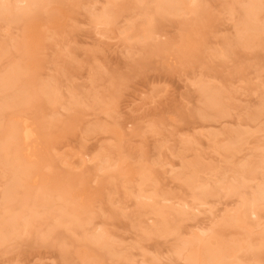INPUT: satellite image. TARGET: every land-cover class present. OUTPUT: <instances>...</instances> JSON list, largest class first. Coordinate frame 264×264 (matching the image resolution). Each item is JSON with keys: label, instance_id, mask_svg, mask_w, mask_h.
Instances as JSON below:
<instances>
[{"label": "rangeland", "instance_id": "374dc122", "mask_svg": "<svg viewBox=\"0 0 264 264\" xmlns=\"http://www.w3.org/2000/svg\"><path fill=\"white\" fill-rule=\"evenodd\" d=\"M9 1L12 8L17 0ZM242 1L196 0L192 4L188 0L181 11L167 13L158 8L160 0H47L20 20L0 15V77L16 65L23 66L22 90L29 97L39 94L37 101L6 106L19 88L0 92V142L20 119L31 120L37 132L29 153L21 147L22 163L32 169L31 175L21 179L9 205L1 196L11 172L0 164V220L29 211L43 184L52 195L50 207L33 208L36 213L25 220L30 225L21 226L0 245V264H199L205 243L213 248L218 240L223 245L229 240L226 245L239 244L238 240L243 244L247 229L258 237L259 229L251 228L248 216L240 227L219 224L223 216L237 212L233 208L240 206L241 198L249 199L257 183H264V163L259 165L264 154V111L260 109L264 35H254L248 44L237 40ZM113 6L118 17L94 27L91 14ZM195 6L205 16L192 13ZM203 84L220 90L227 116L209 120L199 116ZM41 88H54L56 102L47 100ZM256 112L263 116L251 118ZM231 131L241 134L238 150L226 152L235 141ZM82 153L91 160L84 165L79 162ZM101 155L114 164L124 163L131 171L126 177L118 176V165L107 169ZM195 161L205 164H201L199 183L206 181L213 194L198 209L200 190L193 188L199 183L192 185L188 172V178L176 176L184 164ZM241 164L256 167L249 182H240L242 188L233 182ZM141 165L148 167L144 174L157 180L148 178L146 193L157 190L170 199L163 207L153 202L139 206L135 196L141 180L136 171ZM168 165H173V173L167 172ZM130 178L136 181L129 182ZM55 179L62 185L73 180L65 188L70 193L65 202L51 191ZM153 198L156 203L160 200ZM186 203L199 214L183 208ZM63 204L80 214L89 212L90 218L82 219L80 225L58 224ZM158 210L165 211L173 230L147 235L149 218L161 219L151 214ZM200 227L218 229L223 235L200 241L202 237L196 235ZM95 229L111 236L105 242L110 246L92 245L88 238ZM248 253L244 249L232 252L226 264H264V256L253 263ZM190 256H195L194 263Z\"/></svg>", "mask_w": 264, "mask_h": 264}, {"label": "bare ground", "instance_id": "6f19581e", "mask_svg": "<svg viewBox=\"0 0 264 264\" xmlns=\"http://www.w3.org/2000/svg\"><path fill=\"white\" fill-rule=\"evenodd\" d=\"M46 1L47 0H17L15 6L10 8V1L9 0H0V15H2V16L10 15L13 19L20 20L23 17L27 16L33 9H35V8L41 6L42 4H44ZM187 1L186 0H160V2L158 3V8L161 11H163V12L165 11L167 13H176V12H179V11L182 10L181 8L186 5ZM191 3L195 4L196 0H192ZM241 6L242 7L240 8V11H239L240 12V24H239L237 40H239V41L243 40V42L245 41L246 44H248L249 41L251 40V38L254 35H256V34L257 35H259V34H263L264 35V19L261 17V12L264 10L263 9L264 4L262 3L261 0H245L244 2L242 1V5ZM117 12L118 11H116L114 9V6H113L112 9H109V7H108V8H105V9L103 8L102 11L97 13V14L92 13L91 15H93L92 17H94V20H95L94 21V25H95L94 27H96L98 29V28H100L98 26H101L102 24L105 25V23H107V25H108V23H111L116 16L118 17L119 12L118 13ZM191 12L192 13H197L198 16L199 15H204L205 16V14L203 12L201 13L200 11H197L196 6L193 7ZM251 43H252V41H251ZM23 71H24L23 66L16 65L13 68L5 71L4 74L0 77V92H4V91H7V90L12 89V88H17V87L19 88L18 89V93H16V95H14L11 98V102L6 104V106H8V105L12 106V105H17V104L19 105V104L23 103L24 101L25 102H29V101L31 102V100H35V101L38 100V97H39L38 95L39 94L31 93V97H29L28 93L25 94L24 91L22 90V85L23 84H22L21 81H22ZM32 81H34V79H32L31 82ZM19 84H20V86H19ZM261 86H262V88H264V84H262ZM48 87H50V86H48ZM45 88H46V86H45ZM216 90H213V88H211L209 86H206V84H203V85H201L199 87V92H200V94H201V96L203 98L202 100H204V102L202 101L204 103L203 104V109L201 110V113H199V116L201 118L204 117L203 119H208L209 120V117H213V119L214 118L215 119H222L225 116H227L228 107L223 102L224 98H223L222 93L220 92V90H217V91ZM53 91H55L54 88L51 89V91H47L45 89H42V91L41 92L39 91V92L41 94H43V95H46L48 97L47 100H51V102L54 103L56 101H55V95L53 94ZM262 100L263 101L260 103L261 104V108L260 109H262L264 111V99H262ZM262 110L257 111V112L259 113ZM257 112H256V114H257ZM256 114L255 113L252 114L253 116H251V118L257 119V118L260 117V115H261V117L263 116V112H262V114H259V115L257 114L258 117L255 116ZM251 118H249V119H251ZM20 120H22V119H20ZM20 120H19L18 124H15V125L9 127L5 131V133H4L5 136H4L3 140L0 142V164H5V165L9 166L10 172H11L10 181L5 186V188H4L3 192H2V196H1L2 197V202L5 205H9L12 202L13 197L15 195V191L19 187V183H20L21 179L22 178H28V176L31 175L30 173H31V170H32V169L29 170V168L24 166L23 163H22V158H21V155H22L21 154V150L22 149H21V147L23 146L24 149L26 148V150H24V151H27V153H29L28 151H29L30 146H31L30 144H31L32 140L36 139V135H37L36 133L37 132H35V124L33 122H31V120H29V119L26 120L25 118L22 121H20ZM254 121H252V122H254ZM231 132H232V135H233L236 131L235 132L231 131ZM235 134L233 136L230 134L233 138L235 137V141H233L230 145L226 144L228 146L227 149L225 148L226 145L225 146L223 145L224 146L223 148H225L226 152L229 151V150L237 149V145L239 144V141H240V140H238V138H240L241 134H238V133H235ZM244 134L245 133H243V135ZM227 135H228V132H227ZM216 136L214 135V137H216ZM216 140H218V139H216ZM216 143L218 144V141ZM240 144H241V142H240ZM241 146H243V145H241ZM7 155H10L11 157H9V159H8V158H6ZM26 156H29V154H27ZM263 156H264V154H263ZM263 156L261 157L262 160L260 161L259 165H262L261 163H264ZM89 157L90 156H88L87 154L82 153V158H79L80 159L79 160L80 164L84 165L86 162L91 161ZM27 158H29V157H27ZM99 159H100L101 163L106 164V168L107 169L118 165L116 162L114 164L110 159H107L106 155H101V157ZM195 160H198V159H195ZM109 162H111V164H109ZM197 162H199V161L190 162V163L187 162L183 166V171L180 172V174L179 173L176 174V176L179 175L178 177H181L183 175L184 177L188 178V176H185L186 173L188 172L187 175L190 174V177H189L190 179L189 180L191 181L192 185H193V183L197 184V183L201 182L200 181L201 178L199 177L200 175H198V174L201 172V164L202 165H205V164H203V163L200 164V162L199 163H197ZM237 166L238 167H236V168L239 169L237 171V174L239 176H235V179L233 178V182L239 183V184H235L236 185L235 187H237V185H239L242 188V185L240 184V182L241 181L243 182L244 180H245L244 183L245 182H249L247 180V178L250 177L251 175L254 176L253 174L255 172V168L256 167H254V168L252 167L254 169L253 170L252 168H250V166H244V165L242 166V164H241L240 168H239V165H237ZM256 166H258V164ZM102 168L106 169L105 167H101V169ZM124 168H125L124 163H120L117 166V169L119 170L118 171V176L125 175V177H126V175L131 171V168H130V170H126L128 168H125V169ZM145 168L148 170V167H144V165H141V167L138 170V172L136 171V173L138 175V177H137V175H136V177L140 178V180H141L140 184H139L141 187L139 188V190H137V192L138 191L139 192L137 193L135 198L139 200V202H138V204H140L139 206H141V205L142 206H146V204H148L149 202H153V204H158L159 207H161V206L163 207L164 203L166 204L168 201L170 202V199L163 198L161 196V194H158L160 191L156 192L157 190H155L154 193L151 194V195H148L146 193V189H145L146 185H145V183L147 182V180L149 178L148 177L149 175H147V173H145L146 174L145 175L144 172L145 171L149 172V171H147ZM173 168H174L173 165H170L169 166V170L167 172L168 173H173ZM101 169H99V170L101 171ZM189 170H190V172H189ZM116 172H117V170H116ZM152 173H153V171H152ZM152 173H150V174H152ZM234 173L236 174V170H235ZM115 175H116V173H115ZM152 177H153V175H152ZM178 177H177V179H178ZM255 178L252 177L250 180L251 181H253V180L256 181ZM157 179H158V177H157ZM130 180H133V179L130 178L129 182H130ZM149 180L150 181H152V180L155 181L156 178L155 177H154V179L149 178ZM189 180H188L187 183H189ZM72 181L73 180H71V179L66 180L64 182L65 183L64 184L65 187H64V185H62L60 180L58 181L57 179H55L53 181V185L55 187L53 186L54 189L51 190V191H53V194H55L59 199H61L62 201L65 202V201H67V199H69V194H70V193L69 194L67 193L68 189L66 190L65 188H66V186H70L71 184H73ZM133 181H136V180H133ZM133 183H135V182H133ZM186 185H189V184H186ZM155 186H156V184H155ZM196 186L197 187H194L193 189L200 190V197L198 195L199 198L196 199V200L199 201V204H197L195 206L197 208V206H204L205 205L204 200L206 198L210 197V196H213V194H212V188L208 187L206 181L203 182V183H199V185H196ZM245 186H246V184H245ZM254 186H256V185H254ZM53 187H51V188H53ZM190 187H191V184H190ZM235 187L232 186L231 189L232 190L234 189V191L235 190L238 191ZM257 187L258 188L255 187L256 190L254 191V193H252V194L250 193L251 195H250V197H248L249 199L245 198L246 200L245 199L242 200L243 198H241L239 200V202L241 204H239L240 206H238L236 208L237 210L235 208H233L235 211H237L236 213L233 212V213H235L234 215L231 214V216H229L230 217L229 218L228 214H226L225 216H223L225 220L223 218H221L222 220H224L223 223H219V224H223L225 227H227L229 225L231 228H232L233 224H236L235 227H238L239 224L245 223V221L249 218L250 220H252L251 222L253 223V226L255 225L254 227L251 226V228H254L255 231H256V229H259V230H257V232L259 231L257 233L258 237H254L255 234L253 232H251V230L248 231V229H247L246 232H248V233L247 234L244 233V237L247 236V237H245L246 240L244 239L245 245H244V241L242 242L243 244H241L240 240H238V241H239V244H241V245H239L238 242L232 243L230 245H226V243L230 242V240L223 245V241H222V243H220L221 241L219 242V240H218L219 238L216 237L218 235H219V237L220 236L222 237L223 234L221 233V231L223 230V227L218 225V227H219L218 229L219 230L221 229V231H219L218 229L216 230L214 228L216 230L215 231L214 229H210V227L197 228L196 235L198 237L199 236L202 237V239H200V237H199L200 241L205 239V238H208L209 235H210V238L216 237L215 239L218 240L214 248H213V246H211L212 248L210 247V245H212V244H210V245L207 244V246H206V243L204 244V247L202 246L203 248L201 247L202 248L201 251H203V253L202 252H198L200 254L202 253L201 256H200V254H196V255H199L200 256L199 258H201V257L202 258L200 260L197 258V261L199 260L197 263L200 262L199 264H209V263L210 264H221L227 258V256H230L229 254H232V252L234 253L235 251L242 250V249H244V251H246V252H249L248 254L250 255V258H252V260L251 259L250 260L252 262L254 261L253 263H255L257 261L259 262L260 259L262 258V256H264V224L262 225V220L264 219V217H261L258 214L262 204L264 203L263 202L264 201V183L262 185L259 184V186H258V183H257ZM41 189H40L39 193H37L38 195L34 198L35 200L34 201L32 200L33 202H31L32 203V204H30L31 206L28 205L29 211L26 208L27 209V210L25 209L26 211L23 210L24 213L23 212L20 213V214L11 213L7 217H5V218L0 220V245L2 243H4L9 237L16 235L17 231L19 230V228L21 226L22 227H24V226L27 227V226L30 225V224L28 225V222L30 220L28 222H26L25 220L27 218H31V217L34 216V213H36V211L34 212L33 208H35V207H44V208L50 207L49 206V202L50 201L52 202V200H51L52 199L51 192L49 191L50 195H51L50 196L48 191H47L48 188H47L46 184H43ZM249 189H250V187H249ZM148 192H150V191H148ZM247 194L249 195V193H247ZM153 197H160V200H157V203H156V201H155V199ZM173 199L174 198H172V200ZM176 205L180 206L181 204L178 205L177 201H176ZM176 205H175V207H176ZM187 205H188L187 203L183 204L182 207L183 208H185V206L188 207ZM150 206H151V203H150ZM173 207H174V205H173ZM173 207H172V210H173ZM44 208H43V210H46V211L49 210V209L47 210V209H44ZM196 208L193 207L192 208L193 210H192L191 208L188 207L186 209L194 211ZM166 209H167V207H166ZM144 210H145V208H144ZM150 210L152 211L153 208L150 209ZM28 212H29V214H28ZM162 212H165V211H162ZM162 212H159V210H158V211H156L154 213H151V214H153L152 216L159 217L161 219L157 221V220H152L151 218H149L151 221L150 220H148V221L151 224L149 226H147V224H148L147 223L146 227H145V233L147 235H150V236H152V235H154V236L155 235L156 236L162 235V234H165L166 232H168V230L170 229L171 226L169 227L170 223H169L168 219L166 218V215H165L166 213H162ZM228 212H230V211H228ZM88 213L89 212H85V213L80 214V213L77 212L76 209L64 205L61 208L60 214L57 215V219H56L57 221L56 222L58 224L80 225V222L82 223V221H81L82 219L85 218L84 220H87V219L90 218ZM169 213H171V212H169ZM196 213L199 214V210H197ZM209 213H211V212L209 211ZM169 215L171 216V214H169ZM226 216H227L228 219L225 218ZM245 216H248L246 218V220L244 219ZM215 218H216V216H214L213 219H215ZM20 221H23L24 223L21 224ZM146 222H144V223H146ZM246 225H247V223H246ZM246 225L244 227H246ZM229 226H228V228H229ZM242 226L243 225H241V227ZM242 229H243V227H242ZM171 230H173V227H171ZM209 230H214L213 232L216 233V234L214 235V233L209 231ZM217 231H219V232H217ZM92 233H93L92 234L93 235L92 238L91 237L88 238V239H90V241H92V245L98 244L99 246H101V247L103 246L104 247V246L108 245V243L106 244L105 242L108 239H112V238H110L111 236L108 235V233L105 232L104 230L95 229V230H93ZM219 233H221V235ZM212 234H213V236H212ZM253 234H254V236H253ZM221 240H222V238H221ZM257 244H258V247L256 248ZM108 246H110V245H108ZM106 248L107 247H105V249ZM184 250H185V248L184 249L182 248V250H180L178 252L179 253H183ZM195 253H197V252L195 251ZM189 258H188L189 261L190 260L191 261L192 260H196L195 256L193 258H191V256H190ZM225 261H226L225 262V264H226L227 263V259ZM194 262L192 261V263H194Z\"/></svg>", "mask_w": 264, "mask_h": 264}]
</instances>
